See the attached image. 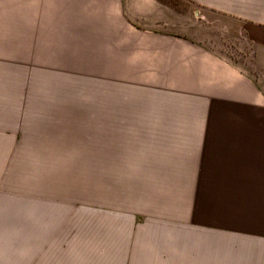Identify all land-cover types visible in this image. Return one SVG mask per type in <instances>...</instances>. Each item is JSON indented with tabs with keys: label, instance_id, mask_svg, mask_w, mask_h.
<instances>
[{
	"label": "crops",
	"instance_id": "crops-1",
	"mask_svg": "<svg viewBox=\"0 0 264 264\" xmlns=\"http://www.w3.org/2000/svg\"><path fill=\"white\" fill-rule=\"evenodd\" d=\"M97 1L90 18L85 4L79 15L69 5L41 13L19 1L7 16L11 30L0 32V264H264L258 81L221 49L162 30L139 33L116 0ZM189 1L251 26L260 61L264 0ZM75 33L82 51L73 50ZM91 33L103 36L93 42ZM98 41L113 48L114 62L121 47L149 55V88L68 93L73 77L56 80L48 69L67 70L74 55L99 63L98 53H84ZM81 117L98 120L96 165L130 168L149 191L133 194L129 212L114 206L76 228L67 220L59 237L41 205L27 207L26 151H74L65 145L74 141L68 120Z\"/></svg>",
	"mask_w": 264,
	"mask_h": 264
},
{
	"label": "rangeland",
	"instance_id": "rangeland-1",
	"mask_svg": "<svg viewBox=\"0 0 264 264\" xmlns=\"http://www.w3.org/2000/svg\"><path fill=\"white\" fill-rule=\"evenodd\" d=\"M19 1H22L25 9H34L33 4H36L37 9L41 8V13L58 5H69L73 14L81 15L84 4L86 7L89 5V13L85 14L89 18L99 13L97 0H0V32L11 30L9 24H12V19L8 20L7 16H13L12 11L19 8ZM116 1L130 29L139 33L149 29L162 30L221 49L255 77L264 93V52L261 53L260 61L255 59L258 37L248 24L216 14L206 15L189 0ZM74 35L73 50L80 51L82 35ZM101 36L102 33H91L89 38L94 42ZM115 51L116 62L112 61L113 48L98 41L93 47L92 44L84 47V53L90 57L98 53L99 63L91 61L85 66L80 57L74 55L72 65L67 70L58 69L57 65L52 64L48 70L52 71L50 73L56 80L65 75H68V80L70 76L73 77L72 86L68 84L67 92L75 98L104 94L112 87L120 90L149 88L146 87L149 85V55L137 49L127 52L125 47ZM68 123L74 133V141L65 145L74 151H26L27 207L34 203L41 205L43 213H47V216L43 215V221L57 224L59 237H64L61 229L67 220L74 222L76 228L82 222H97L99 216L113 212L114 206L118 211L122 209V212H129L133 205V194L149 191V183L135 182V177L128 175L126 171L130 168L96 165L99 145L96 118L81 117L68 120ZM87 137L89 140H86ZM219 221L225 220L219 218Z\"/></svg>",
	"mask_w": 264,
	"mask_h": 264
}]
</instances>
